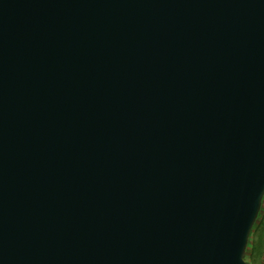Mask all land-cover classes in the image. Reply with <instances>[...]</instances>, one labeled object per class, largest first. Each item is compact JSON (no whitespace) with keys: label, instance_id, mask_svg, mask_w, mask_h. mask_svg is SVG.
<instances>
[{"label":"water","instance_id":"1","mask_svg":"<svg viewBox=\"0 0 264 264\" xmlns=\"http://www.w3.org/2000/svg\"><path fill=\"white\" fill-rule=\"evenodd\" d=\"M264 0H0V264H251Z\"/></svg>","mask_w":264,"mask_h":264},{"label":"trees","instance_id":"2","mask_svg":"<svg viewBox=\"0 0 264 264\" xmlns=\"http://www.w3.org/2000/svg\"><path fill=\"white\" fill-rule=\"evenodd\" d=\"M264 201V198H263ZM246 258L251 264H264V213H259L250 233Z\"/></svg>","mask_w":264,"mask_h":264},{"label":"rangeland","instance_id":"3","mask_svg":"<svg viewBox=\"0 0 264 264\" xmlns=\"http://www.w3.org/2000/svg\"><path fill=\"white\" fill-rule=\"evenodd\" d=\"M259 213H261V215L264 213V201H263V203H262L261 210H260ZM246 259H247V258H246ZM247 260L249 261V259H247Z\"/></svg>","mask_w":264,"mask_h":264}]
</instances>
